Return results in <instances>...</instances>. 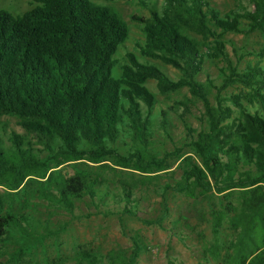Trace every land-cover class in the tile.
I'll list each match as a JSON object with an SVG mask.
<instances>
[{"label":"trees","instance_id":"obj_1","mask_svg":"<svg viewBox=\"0 0 264 264\" xmlns=\"http://www.w3.org/2000/svg\"><path fill=\"white\" fill-rule=\"evenodd\" d=\"M29 1L35 6L16 17L0 10V116L14 118L24 134H8L10 147L0 149V186L15 194L33 179L44 186L38 194L47 205L71 214L75 202L88 199L94 205L109 195L99 174L79 169L80 163L105 169L102 163L111 160L147 178L170 173L166 161L174 157L180 182L173 191L193 201L208 203L218 197L224 202L219 211L208 207L206 215L213 234L225 222L232 238L221 257L217 246L210 245L211 257H220L222 264H264V0H247L250 10L222 16L208 0H161L159 6L139 0L142 8L149 4L147 17L130 20L142 37L137 53L146 61L127 52L115 75L112 57L128 29L111 7L88 0ZM254 32L261 48L246 55L257 62L239 69L243 55L233 63L222 36ZM205 60L223 64L219 85L198 81ZM156 63L176 71V79ZM147 81L154 82L160 96L185 88L201 103L203 128L198 132L178 116L189 133V156H179L176 149L160 158L151 153L154 97ZM228 88L235 92H226ZM211 91L213 103L208 99ZM189 104L190 99H183L170 109L181 108L184 114ZM163 116L159 113L161 129ZM25 136L35 139L42 157L33 154ZM120 140L129 143L123 155L115 148ZM68 164L73 173L60 175L57 167ZM119 187V195L110 197L123 203L120 213L135 217L132 207L137 209L138 202L131 187ZM94 207L96 213L111 214L100 212L103 206ZM204 217L198 212L199 220ZM32 227L23 214L0 216V259L12 262L39 245L42 238ZM8 243L15 246L12 252ZM131 244L128 256L111 254L103 263L80 252L73 264H134L141 251L137 236Z\"/></svg>","mask_w":264,"mask_h":264},{"label":"rangeland","instance_id":"obj_2","mask_svg":"<svg viewBox=\"0 0 264 264\" xmlns=\"http://www.w3.org/2000/svg\"><path fill=\"white\" fill-rule=\"evenodd\" d=\"M94 5H106L117 13L120 20L125 23L128 29L126 41L118 47L113 55L115 67L113 74L119 73L118 69L125 63V54L133 53L139 62L146 61L137 53L136 44L142 40L137 25L130 20L131 16L147 17L149 7L145 3V8L139 5V0H88ZM159 6L161 0H153ZM212 8L216 9L222 16L228 11L250 10L247 0H208ZM35 6L29 0H0V10L16 17L29 11ZM241 29L245 30V24L241 23ZM194 37V36H192ZM199 40L198 37H194ZM225 43V50L234 63L238 55H243L238 63V68L242 69L246 63L254 64L257 59L247 56L246 52L257 51L261 48V38L258 33H227L222 36ZM204 47L201 51H204ZM235 51V55H234ZM161 67L167 76L176 79L177 72L173 69L156 63ZM223 64L215 60H205L202 71L198 75V81L205 84V80H210L214 86L220 84L221 70ZM147 90L154 97V105L151 111V147L152 154L159 158L166 152L179 150V156H189L190 153L186 144L189 140V133L185 131L181 120L178 118L182 114L187 128L198 132L203 128L200 119L202 112L201 103L191 99L185 88L166 96L157 94L154 82L147 81ZM226 92H235L233 88H228ZM214 92L211 91L208 99L213 103ZM183 99H190L192 104L188 105V112L171 110L172 104ZM159 113H163V129L159 127ZM17 121L8 116H0V149L6 151L10 147L7 136L15 134L21 136L23 132L17 126ZM24 142L34 150L33 154L42 157L43 152L40 146L31 136H25ZM115 148L118 154L123 155L129 150V143L126 140L116 142ZM38 151V152H37ZM8 155V151L5 152ZM170 167L167 174H159L153 177H142L136 172L121 169L106 160L102 164L105 169H98V166L84 162L78 165L79 169H86L91 173L99 174L104 180L105 187L109 189V195L102 203L94 202V205L103 206L100 212L107 210L111 214L105 215L95 212V207L88 199L73 204V211L67 214L47 205L39 197L38 192L44 190V186L33 179L27 180L21 185L15 194L8 192L0 186V216L6 212L23 214L30 220L33 231L41 236L42 242L21 257L11 261L0 259V264H73V259L80 252L90 253L102 262H106L111 254L128 256L132 249L131 239L137 236L141 251L134 261V264H222L220 257L227 248L228 242L232 238V233L223 222L217 228V233L211 232V221L206 215L208 207L213 211H219L224 202L218 197L212 198L208 203L199 198L194 201L183 193L173 191L180 182V172L176 167L179 160L174 157L167 159ZM60 175L69 176L73 173L70 165H60L57 167ZM128 184L131 187L132 198L138 202L137 209L132 207L135 217H130L120 213L123 203L114 196L119 195L120 184ZM165 186L169 189L164 190ZM234 203V202H233ZM198 212L204 214V219H198ZM160 221L145 224L142 221ZM215 244L219 249L220 257L214 259L208 253L207 248ZM7 249L12 252L15 246L6 244Z\"/></svg>","mask_w":264,"mask_h":264}]
</instances>
